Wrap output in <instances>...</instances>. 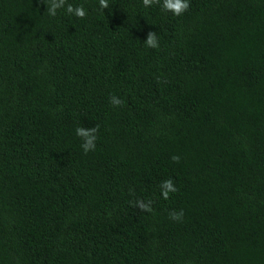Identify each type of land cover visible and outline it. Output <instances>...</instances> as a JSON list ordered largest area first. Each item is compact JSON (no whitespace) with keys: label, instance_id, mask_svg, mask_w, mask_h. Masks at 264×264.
Listing matches in <instances>:
<instances>
[{"label":"trees","instance_id":"1","mask_svg":"<svg viewBox=\"0 0 264 264\" xmlns=\"http://www.w3.org/2000/svg\"><path fill=\"white\" fill-rule=\"evenodd\" d=\"M67 3L0 0V264H264V0Z\"/></svg>","mask_w":264,"mask_h":264},{"label":"clouds","instance_id":"2","mask_svg":"<svg viewBox=\"0 0 264 264\" xmlns=\"http://www.w3.org/2000/svg\"><path fill=\"white\" fill-rule=\"evenodd\" d=\"M142 3L145 7L152 6L154 4H159L162 9L166 12H171L175 16H180L184 12H186L189 8V0H142ZM99 7L104 9H109L108 0H99ZM59 9H66V12L70 15H73L77 18L83 19L86 17L87 12L83 5L73 6L70 3H67V0H49V4L47 6L48 15L51 17H55L57 15V11ZM145 44L149 48H159V40L156 36L155 32H148L147 39L144 40ZM110 102L114 106H122L124 101L119 99L116 96H112L110 98ZM97 132L98 126L96 127H78L76 129V135L82 139V149L85 154L89 151H94L96 148L97 141ZM180 157L177 155H173L171 160L174 162H179ZM178 191L172 179L164 180L160 185V192L163 199L167 200L169 198L170 193H176ZM132 203V202H130ZM133 207H138L142 212H152V201L149 200L147 202L143 200H137L133 203ZM169 218L176 222H182L184 218L183 210L180 211H172L169 213Z\"/></svg>","mask_w":264,"mask_h":264}]
</instances>
